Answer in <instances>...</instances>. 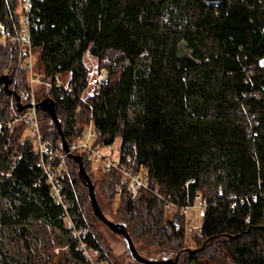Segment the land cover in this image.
Instances as JSON below:
<instances>
[{
    "label": "trees",
    "instance_id": "16d2710c",
    "mask_svg": "<svg viewBox=\"0 0 264 264\" xmlns=\"http://www.w3.org/2000/svg\"><path fill=\"white\" fill-rule=\"evenodd\" d=\"M23 2L0 0V28L20 32ZM30 20L40 79L52 85L37 103L56 102L69 147L92 124L93 148L120 139L119 163L148 176V189L137 194L121 172L104 166L92 181L109 205L117 201L114 223L125 226L138 253L151 260L179 256V264H244L238 251L257 242L252 254L264 264V0L220 7L203 0H31ZM88 53L109 62L107 82L89 92ZM22 59L18 43L0 39V79L11 78L25 106L30 69ZM24 113L2 89L0 264H91L82 244L99 264H117L89 231V221L102 222L78 164L70 155L62 168L58 156L42 158L32 128L17 121ZM37 113L43 139L65 153L51 117ZM72 155L82 157L91 178L89 153ZM45 166L59 170L55 182L67 210L54 198ZM198 195L208 205L192 249L182 208ZM232 197L245 203L233 207ZM70 220L88 235L74 237Z\"/></svg>",
    "mask_w": 264,
    "mask_h": 264
},
{
    "label": "built area",
    "instance_id": "2783aa9c",
    "mask_svg": "<svg viewBox=\"0 0 264 264\" xmlns=\"http://www.w3.org/2000/svg\"><path fill=\"white\" fill-rule=\"evenodd\" d=\"M22 10L24 11L22 22L27 28V34L23 36L19 34L13 35L11 31H9L8 29L0 28V37L4 39H9L13 43H18L20 45V52H21V55H23L22 61H24L26 63V67H28L32 71L33 69V62H32L33 49H32L31 39H30V30L32 29L33 25L30 20L31 0H24ZM97 72L98 73L96 75L97 77L95 80V85L97 87H100L107 82L108 72L105 71L104 68ZM31 79H32L31 84L38 82V79L36 78L32 77ZM62 86H63L62 82H58V84L56 85V87L58 88ZM37 104L38 103L35 101V99H32L30 101V105H32V107L27 110L25 115L23 116L21 115L19 118H17V120L27 123L32 128L33 135L36 136L39 152L42 158L47 157V156L51 158L58 156L61 160L60 167L62 168L66 162V159L68 158V155L66 153H54L51 149L50 144L41 137L40 131H39V122L37 119V110H38L36 108ZM94 137H95V134L93 131V127H92V124H90L88 129L85 131V133H83L80 142L74 145L73 147H71L70 150L71 151L81 150V151L89 153L91 157H94L96 160L100 161L103 164L104 169L106 171H110L114 169V170L121 172L123 176L125 177V179L128 181V184H129L128 190L130 192L137 194L139 191L148 189V176L142 173H134L131 169H128L125 166H122L119 163V160H113L111 157V154L114 150L112 145L108 146L104 151L99 148H93L92 143H93ZM58 171H59L58 169L51 170L45 166V173L48 177L50 185L52 186L53 196L57 200L58 203L64 205V197H63L62 190L58 186V184L55 182L56 173ZM190 183H193V181L188 182L187 185H189ZM231 199H232L233 207H236L238 204L245 203L244 198L232 197ZM207 205H208L207 201L204 200L200 195H198L195 197L194 204L183 207L182 212L186 214L194 208H199L203 211L207 207ZM64 208L65 210H67L65 205H64ZM166 209L172 212L176 209V206L171 205V204H166ZM70 222L73 227L72 235L74 237L81 238V237H86L88 235V229H85L83 232L78 231L74 223L72 222V220H70ZM81 252L83 253V256L91 264H99V262L95 260L97 254L89 250L85 244H82ZM92 255L94 256V259L92 258Z\"/></svg>",
    "mask_w": 264,
    "mask_h": 264
},
{
    "label": "rangeland",
    "instance_id": "374dc122",
    "mask_svg": "<svg viewBox=\"0 0 264 264\" xmlns=\"http://www.w3.org/2000/svg\"><path fill=\"white\" fill-rule=\"evenodd\" d=\"M23 9V4H19L17 11L20 13V11ZM23 21V17L21 19ZM21 29L18 33L19 35H26L27 34V28L21 22ZM1 40L4 38L0 37ZM33 69L30 70L29 76H30V101L32 99L37 100L41 99L45 94L48 93L49 89L51 88V82H43L41 81V66H40V53L39 51L33 52ZM85 62L89 70V89L87 92H89L92 89H95L97 86L95 85L96 75L97 71H100L101 69H105V71L108 72V69L105 67L108 65V61L99 63L95 58H93L89 53L85 56ZM26 66V63L22 61V65ZM105 65V66H104ZM19 73V72H17ZM23 75V74H22ZM38 79V82H35L34 84H31V78ZM15 79H18L16 77ZM17 81V80H16ZM68 81L67 77H64V84L66 85ZM40 82V83H39ZM33 83V82H32ZM42 85V86H40ZM67 86V85H66ZM84 99V96H83ZM32 106V105H31ZM28 110V109H27ZM26 110V112H27ZM25 115V113H24ZM23 116V115H22ZM20 116L17 115V118ZM37 119L39 122V131L40 135L42 137V127L44 126V118H40V116L37 113ZM42 119V121H41ZM18 121V120H17ZM41 124V125H40ZM41 126V127H40ZM30 130V129H29ZM32 131V129H31ZM33 132V131H32ZM43 138V137H42ZM121 146V140L118 139L115 144L113 145V152L111 154V157L113 160H119V149ZM104 151V149H103ZM67 154V153H66ZM70 154H72V151L70 150ZM69 156V154H67ZM92 159V170L91 178L92 181L95 182L97 179H100L102 177V166L103 164L96 160L94 157ZM70 167L68 168V170ZM90 173V172H89ZM97 194V201L100 204V207L106 216L110 221L115 222L117 220L116 210H117V201L115 204L109 205V203L101 197V194L96 189ZM86 212L91 213L90 205L88 202H86ZM92 215V213H91ZM93 216V215H92ZM185 221H186V240L188 241V244L190 248L194 249L196 247L195 243L193 242L192 238L197 235L200 232L201 226H202V210L199 208H194L188 213L185 214ZM90 224H92V228H89V231H92L93 233L100 236V240L103 244V247L105 248L107 252V256L110 260H113L117 262V264H131L132 259L129 255L128 249L126 247V243L122 236H119L115 233H113L111 230L108 229L104 224L100 223L98 220L94 219L93 221H89ZM259 249V245L257 242L251 243L250 249H245L243 251H238V254L242 257L244 264H263V259L260 257H257L255 254H252V250L257 251ZM92 258L94 259V256L92 255ZM160 258V257H158ZM174 259V258H172ZM95 260H97V255ZM160 260V259H158Z\"/></svg>",
    "mask_w": 264,
    "mask_h": 264
},
{
    "label": "water",
    "instance_id": "95a60500",
    "mask_svg": "<svg viewBox=\"0 0 264 264\" xmlns=\"http://www.w3.org/2000/svg\"><path fill=\"white\" fill-rule=\"evenodd\" d=\"M203 1H204L205 5H207L209 7H220L227 0H203ZM260 66L262 68H264V59L260 62ZM11 84H12L11 78L8 75L3 76L0 79V92L3 89L9 96H12L15 98L18 113H22L23 111H26L27 109L31 108L32 106L30 104L25 105V106L22 105L20 96H18V94L14 90L10 89ZM36 108L45 112L46 114H48L51 117L55 128L57 129L58 133L62 137V148H63L64 152L69 154L74 159V161L78 164L79 174L85 180L86 185L89 189L91 206H92V209H93L95 216L102 223H104L113 233L123 237V239L126 243V247L129 251L130 255L132 256V258L141 264H179L178 263V257L179 256H177L174 260L169 259V258H165L162 260H151V259L144 258L143 256H141L138 253V251L135 247V244H134L132 238L130 237L125 226L122 224H118V223H114V222L110 221L108 218H106V216L102 212V210L99 206V203L97 201L94 184L86 172L82 157L81 156H73L72 154H70L69 144L67 143V141L63 135L61 122L57 116L56 102L52 98H46V99L42 100L40 103H38L36 105Z\"/></svg>",
    "mask_w": 264,
    "mask_h": 264
}]
</instances>
